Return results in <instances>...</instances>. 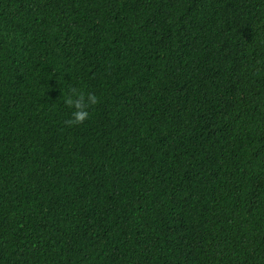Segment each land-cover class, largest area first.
I'll list each match as a JSON object with an SVG mask.
<instances>
[{"label": "trees", "instance_id": "16d2710c", "mask_svg": "<svg viewBox=\"0 0 264 264\" xmlns=\"http://www.w3.org/2000/svg\"><path fill=\"white\" fill-rule=\"evenodd\" d=\"M0 264H264V0H0Z\"/></svg>", "mask_w": 264, "mask_h": 264}, {"label": "clouds", "instance_id": "9594fccd", "mask_svg": "<svg viewBox=\"0 0 264 264\" xmlns=\"http://www.w3.org/2000/svg\"><path fill=\"white\" fill-rule=\"evenodd\" d=\"M63 102L72 109L66 122L69 125L82 124L89 118L90 108L98 103V96L94 92H85L73 87L68 89Z\"/></svg>", "mask_w": 264, "mask_h": 264}]
</instances>
